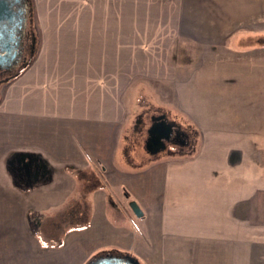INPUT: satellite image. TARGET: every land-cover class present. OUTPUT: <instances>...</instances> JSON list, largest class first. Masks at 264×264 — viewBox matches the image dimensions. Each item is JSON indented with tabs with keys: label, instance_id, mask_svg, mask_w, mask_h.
<instances>
[{
	"label": "crops",
	"instance_id": "crops-1",
	"mask_svg": "<svg viewBox=\"0 0 264 264\" xmlns=\"http://www.w3.org/2000/svg\"><path fill=\"white\" fill-rule=\"evenodd\" d=\"M34 2L44 46L0 97V131L19 132L12 155L29 168L59 170L55 184L98 165L108 190L86 195V235L74 219L70 243L38 246L33 264H264V0ZM156 81L203 126L198 143L139 160L127 125L142 110L136 89Z\"/></svg>",
	"mask_w": 264,
	"mask_h": 264
},
{
	"label": "rangeland",
	"instance_id": "rangeland-1",
	"mask_svg": "<svg viewBox=\"0 0 264 264\" xmlns=\"http://www.w3.org/2000/svg\"><path fill=\"white\" fill-rule=\"evenodd\" d=\"M30 2L33 38L30 40L27 60L16 73L0 79V97L4 95L5 88L13 85L14 79L18 77L22 69L33 62L34 56L44 46L41 40H38L44 31V25L39 19L40 9L35 7L34 0ZM150 83L144 82L141 84L142 88L136 89L135 97L137 100H142V110L141 107L138 108L139 113L136 114L135 119L128 120L127 125L133 128L131 136L128 137V140L132 139V155L139 160L151 156V151L158 148L149 149L148 147L152 136L150 130L157 123L167 125L172 130H185L187 136H175L177 133L173 131L169 140L162 141L163 144L166 142L168 145L182 142L198 143L202 130L200 126L202 121L191 117L197 116V113L192 111L189 114L188 111L185 113L181 111L182 105L177 99V89H171L169 86H164L163 82L157 81L153 82L154 87H150ZM167 85L170 83L167 82ZM185 101L188 102L187 96ZM232 121L222 120L221 128L226 131L231 127ZM241 122L245 125V120ZM17 132L0 131V215H4L0 217V264H25L28 263L29 256L33 264V256L38 246L40 249L52 250V254H49L54 255L53 251L63 248L66 240V243L68 242L70 235L68 237L67 234L71 232L69 228L71 223L74 224V219L75 222L80 221L79 229H83L80 233L83 236L86 235L87 223L92 218V215L88 214L92 212V199L86 195L93 191L108 190V186L102 181L94 183V177L98 176L101 179L100 174L103 171L96 164L84 169H64L61 174L62 184L54 183L60 178L59 170H56L55 174L54 168L50 166L39 168L36 159L34 166L29 168L20 152H17L15 156L12 155V149L22 144L21 135L17 137ZM28 178H30L29 183H26ZM56 188L62 189L56 190ZM83 191L90 192L84 194L81 193ZM42 192H46V198L39 199ZM70 192L73 194L69 195ZM67 195H69L67 199L61 197ZM115 201L119 202L117 198ZM124 208L132 211L129 200L124 204ZM111 252L119 253L118 250Z\"/></svg>",
	"mask_w": 264,
	"mask_h": 264
},
{
	"label": "flooded vegetation",
	"instance_id": "flooded-vegetation-1",
	"mask_svg": "<svg viewBox=\"0 0 264 264\" xmlns=\"http://www.w3.org/2000/svg\"><path fill=\"white\" fill-rule=\"evenodd\" d=\"M0 7L3 9L0 16V79H2L7 75H13L25 64L33 33L30 0H0ZM150 131L152 136L148 147L152 149L162 145L164 137L170 138L173 135L168 127L160 123ZM175 136L180 135L177 133Z\"/></svg>",
	"mask_w": 264,
	"mask_h": 264
},
{
	"label": "water",
	"instance_id": "water-1",
	"mask_svg": "<svg viewBox=\"0 0 264 264\" xmlns=\"http://www.w3.org/2000/svg\"><path fill=\"white\" fill-rule=\"evenodd\" d=\"M2 11H3V9H1V7H0V16L2 14ZM164 126L168 127L167 125H164ZM168 128L172 131V129L170 127H168ZM164 138H167V137H164ZM162 141H161V143H162ZM162 145H163V143H162ZM149 149H150V147H149ZM130 207H131L133 213L137 217L143 216L142 210L140 209L139 205L135 201L130 202ZM90 264H139V263L137 261L129 258V257H115V256H111V255H105V256H101V257L97 258L95 261L91 262Z\"/></svg>",
	"mask_w": 264,
	"mask_h": 264
}]
</instances>
